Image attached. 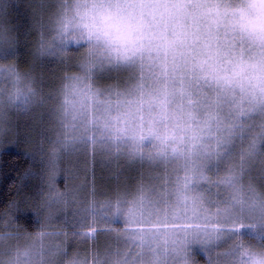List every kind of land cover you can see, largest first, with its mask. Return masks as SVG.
<instances>
[{
  "label": "rangeland",
  "instance_id": "1",
  "mask_svg": "<svg viewBox=\"0 0 264 264\" xmlns=\"http://www.w3.org/2000/svg\"><path fill=\"white\" fill-rule=\"evenodd\" d=\"M205 32L216 44L214 56L235 60L239 74L201 75L194 65L170 69L143 57L107 63L90 77L103 93V109L63 102L66 78L82 72L83 49L43 58L55 71L50 85H39L27 113L10 112L9 121L12 128L18 114L37 112L47 122L35 146L43 166L49 162V188L41 175L36 206L50 245L62 248L57 264L72 256L83 264H242V244L264 248V203L234 206L237 186L264 193V87H250L251 77L242 74L264 60V47L254 50L250 36L237 35L226 14ZM63 68L71 71L66 75ZM3 83L11 81L5 76ZM0 102L6 105V96ZM121 116H128L127 127L107 122ZM169 121L190 129V141L182 136L180 144H169L172 137L157 127L164 122L168 129ZM55 161L68 166L56 172ZM180 186L191 189L194 203L175 199ZM50 191L60 195L45 200ZM137 199L146 202L147 216L164 222L130 223L126 206Z\"/></svg>",
  "mask_w": 264,
  "mask_h": 264
},
{
  "label": "clouds",
  "instance_id": "2",
  "mask_svg": "<svg viewBox=\"0 0 264 264\" xmlns=\"http://www.w3.org/2000/svg\"><path fill=\"white\" fill-rule=\"evenodd\" d=\"M252 3L253 0H229L227 4L221 0H159L158 3H141V0H60L55 15L49 17L47 35L41 33L36 41V56L42 59L57 50L83 49L79 60L82 72L66 78L63 102L66 108H71L74 103L85 107L95 103L97 108L103 109L105 105L99 102L103 93L91 84L90 77L93 69L107 63H131L143 57L167 64L170 69L194 65V71L201 75L239 74L241 70L235 60L214 56L216 44L208 38L205 26L213 23L217 16L226 14L227 23L237 35L243 33L250 36L254 50L264 47V41L242 28L248 18L257 15ZM19 6L20 0H3L0 17L6 16L9 8ZM109 14H118L139 27L132 31L129 38H122L105 23L104 17ZM0 29L9 33L12 31L8 23L0 22ZM202 33V38H194ZM242 74L251 77L250 87H264V81L257 79L264 77V60L253 63ZM5 76L11 81L8 86L3 83ZM5 96L7 104L0 102V141L11 131L9 113L19 111L26 114L38 96L29 65L21 67L16 62L0 63V97ZM144 111H148L147 105ZM127 119L128 116H121L118 121L115 117H107V122L123 128L127 127ZM99 122L103 124L105 121L102 119ZM168 123V129H165L164 122L157 127L160 134L172 137L169 144H180L182 136L185 142L190 141V129L173 127L171 121ZM59 195V191H50L45 193L44 199L50 201ZM174 196L182 205L194 203L190 188L180 186ZM248 201L264 203V193L251 187L241 189L237 186L234 206L246 207ZM147 212L148 206L142 199L126 206L130 223L164 222L147 216ZM4 227L8 231L0 233V264H57L62 248L50 245L47 226L35 231L24 229L21 233L9 215ZM239 254L242 264H264V248L245 243L240 246ZM64 264H83V261L72 256Z\"/></svg>",
  "mask_w": 264,
  "mask_h": 264
},
{
  "label": "trees",
  "instance_id": "3",
  "mask_svg": "<svg viewBox=\"0 0 264 264\" xmlns=\"http://www.w3.org/2000/svg\"><path fill=\"white\" fill-rule=\"evenodd\" d=\"M54 1L20 0L18 8H9L7 15L0 17V22L8 23L12 30L9 33L0 29V63L16 62L21 67L29 65L37 81L36 89L41 84L49 86L55 73L49 69L52 64L37 58L35 48L41 33H48L46 24L52 17ZM64 71L67 75L71 70ZM36 113H31V118L18 114L13 119L11 131L0 141V144H5L0 153V233L7 230L4 225L9 215L21 233L24 229L35 231L42 225V216L36 206L42 185L37 183L41 175L45 180L47 170L33 155L39 149L35 146L37 138L46 132L43 130L47 122L43 123L44 120L36 117ZM26 175L27 179L24 178Z\"/></svg>",
  "mask_w": 264,
  "mask_h": 264
},
{
  "label": "snow or ice",
  "instance_id": "4",
  "mask_svg": "<svg viewBox=\"0 0 264 264\" xmlns=\"http://www.w3.org/2000/svg\"><path fill=\"white\" fill-rule=\"evenodd\" d=\"M252 7L256 9L257 15L255 18H248L247 22L242 24V28L264 41V0H253ZM242 19L245 18L242 17ZM104 20L107 26L115 29L122 38H129L132 31L139 27L118 14H109L104 17ZM257 79L264 81V77H257Z\"/></svg>",
  "mask_w": 264,
  "mask_h": 264
},
{
  "label": "bare ground",
  "instance_id": "5",
  "mask_svg": "<svg viewBox=\"0 0 264 264\" xmlns=\"http://www.w3.org/2000/svg\"><path fill=\"white\" fill-rule=\"evenodd\" d=\"M52 4L54 5L55 8H57L59 6V2H57V1H54ZM47 21H48V19H47ZM41 85H44V84H41ZM40 153H41V155H40ZM33 156H35L36 160L38 159V162L41 165H43L42 161L40 159V157H42V152H40V148L37 150L36 153H34ZM66 166H68L66 163L65 164H61L60 162H56V161L54 162V167H56V172H58L59 169L62 170ZM43 168L48 170V171H50L49 162H47L46 166H43ZM69 168H70V166H69ZM49 179H50V175L47 174V177L45 178L44 184H43V186L45 188L44 190H47L49 188Z\"/></svg>",
  "mask_w": 264,
  "mask_h": 264
}]
</instances>
